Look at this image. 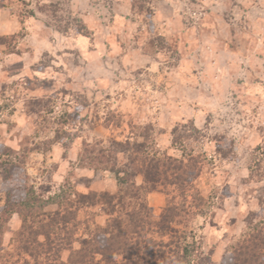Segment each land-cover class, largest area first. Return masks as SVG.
Here are the masks:
<instances>
[{
    "label": "rangeland",
    "instance_id": "374dc122",
    "mask_svg": "<svg viewBox=\"0 0 264 264\" xmlns=\"http://www.w3.org/2000/svg\"><path fill=\"white\" fill-rule=\"evenodd\" d=\"M134 2L0 0V159L25 170L8 182L0 169V205L22 179L47 194L115 192L111 141L143 142L198 160L185 230L208 264H228L247 221L264 218V0ZM145 197L155 214L181 199L174 185ZM107 217L80 208L78 235ZM20 223L13 214L4 246Z\"/></svg>",
    "mask_w": 264,
    "mask_h": 264
},
{
    "label": "trees",
    "instance_id": "16d2710c",
    "mask_svg": "<svg viewBox=\"0 0 264 264\" xmlns=\"http://www.w3.org/2000/svg\"><path fill=\"white\" fill-rule=\"evenodd\" d=\"M34 15L29 12V16ZM76 29L84 33L85 26ZM111 146L115 192L61 187L47 194V189L37 190L26 179L20 186L11 184L5 189L0 205V264H208V256L184 224L187 214L194 211V206L187 204L184 182L189 181V170H200L198 160L193 156H150L146 145L137 141L112 140ZM7 150L0 154L8 155ZM125 150L130 153L128 162L119 167L116 154ZM0 169L8 182L25 173L21 165L7 158L0 159ZM197 173L192 172V179ZM137 175L143 178L141 184L135 182ZM161 185H174L181 199L167 202L155 214L145 196ZM50 204L55 208L47 209ZM82 207H101L108 217L103 224L84 222V232L78 235L81 223L77 212ZM13 214L18 215L20 227L4 246L3 235ZM247 223L249 231L232 248L228 264H264V218L254 224L250 218ZM64 250L69 251L67 261L61 256Z\"/></svg>",
    "mask_w": 264,
    "mask_h": 264
}]
</instances>
